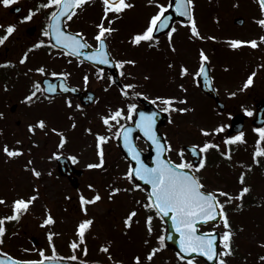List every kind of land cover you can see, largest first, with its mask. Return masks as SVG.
Listing matches in <instances>:
<instances>
[{
  "label": "rangeland",
  "instance_id": "374dc122",
  "mask_svg": "<svg viewBox=\"0 0 264 264\" xmlns=\"http://www.w3.org/2000/svg\"><path fill=\"white\" fill-rule=\"evenodd\" d=\"M30 1L34 3L33 0ZM30 1L25 0V3L32 5ZM130 1L128 0V2ZM132 1L134 5H136V1L139 7L134 11H129L133 8L127 10L129 11L126 18L128 21H125V25H122L123 27L121 26V21L117 20V23H115L116 31L130 32L132 30H140L148 20L147 14L156 10L155 4H149L148 0ZM159 2L165 3L166 0H159ZM195 2L198 14L201 9L205 13H200L198 16L199 29L201 35L208 37L204 39V49L214 48L212 55H215V59L212 57L211 60V54L208 53V57H210L209 64L213 75H222L221 78L218 77L217 86L219 87L221 98L225 101L226 110L221 113L211 100L193 98L191 92L184 91V89L190 88L188 86L189 82H187L190 76L188 78L185 77L180 82L178 80L173 82L171 90L162 93V96H186L188 103L178 104L177 107H188L194 110L186 113L172 111V118L162 126L161 131L166 134L174 148L177 145L181 146L183 143L202 144L205 140H211L215 144H219V149L213 147L208 150L206 167L202 170L205 178L204 183L209 190L215 187H222L235 195L240 189L236 182L238 171L246 165H253L250 169V179L246 176V181L251 185V191L245 194L243 198L246 201L243 202L236 199L231 204L226 205L232 228L235 232L234 254L227 256L226 259L228 264H264V260L259 258L264 256V247L261 246V241H264V155H260V159L258 156L252 155L256 152L257 147L264 149V141H260L258 145L259 133L252 130L249 121L246 122L243 132L244 142L228 145L225 143L224 134L231 113L244 111L245 109H249L253 113L252 103L254 99L264 97V41L261 42V48L252 52L249 50L251 47H244L243 45L233 48L230 37L233 35H239L240 38H244L246 35H264V29L262 30V26L259 25L256 19L251 17L259 16L256 13V5L252 0H195ZM35 3L38 4V2ZM2 10L3 8L0 6V11ZM236 15L244 17L242 25L232 22L233 17ZM174 26L177 31L173 35H183V44L190 52L195 51L197 45L189 41L185 27L179 22L175 23ZM213 36L216 37L215 40L210 38ZM183 48L184 46H181V49ZM149 55L152 56L147 61L148 72L151 73L150 76L157 70H166L165 73L163 71L154 77L156 81H161V84L155 83L161 87L167 83L165 75L171 76L175 73L172 67H169V65H172L169 53L162 49H153ZM123 57L134 59L129 53ZM181 58L185 61V56ZM15 59H17V56ZM49 60L50 57L46 54L31 55L29 52L27 62L29 66H49L47 64ZM190 60L192 71L194 70L195 56L191 55ZM142 71L145 72L138 63L128 66L126 81L136 84L141 91L147 92L152 96L154 93L148 88L145 79L146 75L141 74ZM252 72H256L253 77L254 82L245 89L243 88V77L247 73L251 74ZM128 73H131V75H128ZM176 73H179L178 68ZM33 75L34 77L37 76L36 80H40L41 75H38V73ZM14 77V86L9 83V87L7 86L6 88L7 92L12 87L11 94L2 99V103L6 105V110L3 106L2 111L5 113L9 124L17 127L22 132L24 129L26 130V123L30 120V117L22 115L24 112L20 110L22 121L16 125L15 114L19 109L16 108L11 112L8 108L12 102H19L21 98L17 97L16 94L20 95L21 91H26L29 88V84L28 78L22 70L17 71ZM30 81L34 82V79L31 78ZM181 84H183L184 89L180 88ZM109 89L112 91L110 100L117 102L114 98L116 96L114 90L112 88ZM230 92H235L236 95L230 96ZM61 97L50 100L41 98L39 102L34 99L31 104L27 102L30 105V111L36 115V121L43 118L47 122L46 131L41 130L37 135L33 134L31 137L35 143L43 144L41 149L36 150V148L31 146L27 149L25 145V134L27 132L19 134L17 129H12L4 121V118L0 117V130H2L0 131V196L5 197V203H0V209L2 207H4V210L10 208L12 201L20 195L30 196L33 194L34 189L37 188L39 191V197L19 221H6L8 226L3 237L4 243L0 244V249L3 248L11 253L28 257L38 255L40 249H44L46 254H51V245L47 234L49 233L48 230H53L52 232L56 235L53 238V242L56 245L57 253L71 257L74 250L71 248L69 240L75 234L76 223L82 218L94 217V224L91 228L93 236L91 237L95 236L100 243L110 241V249L115 258H119V260L123 261V264H136L134 260L136 255H139L142 261L147 260L142 255L149 247L157 246L158 242L155 237L160 235L162 231L160 226L162 227V225L160 224L159 226L160 222L158 225L154 224V231L149 236L145 226V216L151 213L140 208V213L133 218L132 226L125 230L124 217L131 208L139 207L135 201H141L138 190L134 192L121 191L113 195L111 199L109 196L111 195L112 186L120 188L130 186L128 180V183L125 184L126 179L123 177V172H121L127 163L121 156L114 138H110L104 143L103 147L106 162L109 165L111 161L114 169L108 167L105 171H108L109 175L114 176L115 179L103 181L104 171L88 168V164L96 163L99 160L97 147H95L96 135L91 132L92 135L88 136V133L85 132L87 125L84 124L83 127H79L77 124L73 108L69 107L65 101L66 99L73 101V99L70 96ZM107 97H109L107 88L101 86L96 105L93 104L94 106L86 108L90 122L93 121L94 129L97 128L96 133L104 132V127L99 122V115L107 112L106 109L110 104ZM73 123H75V127H72ZM220 124L225 125L221 133H212L209 136H204L200 132L201 128L214 129ZM53 128L59 129L67 137L66 143L62 148L59 147L60 140L58 137L60 135L57 132H53ZM109 136L111 137V132ZM18 140L23 142L22 145L16 144ZM5 143L11 147L22 146L24 148L25 146L23 155L15 158L7 157L2 150ZM229 150L231 151V160L222 155V152ZM56 152H64L71 156H76V164L85 169L83 177L79 179L78 187H72L64 177L56 172L53 158ZM171 153L175 158H178L176 151H171ZM29 160L32 161L31 165L41 172L40 177L34 176L30 170L23 168L24 164H27ZM256 160L260 161L262 167L252 164L256 163ZM255 166L259 168V171L256 170ZM247 170L248 168L246 167V172ZM89 184L94 185V187L89 188ZM96 192H99L102 198L95 203L86 205L88 211L85 215L81 209L80 195L83 194L91 198ZM241 203L242 207L237 208L236 205ZM49 212L54 217L55 222L52 223L53 225H42L43 219ZM206 228H216L221 234L224 231L222 222L201 227V229ZM31 235L37 237L38 245H34L30 241ZM69 237L71 239H68ZM146 239L149 241L147 245L144 243ZM223 250V245L220 243L219 251L222 252ZM166 252L163 248L160 249L151 261L147 260V264H185V261L179 260L176 255ZM93 259H96V257L92 259L88 257L83 260L93 262L95 261ZM97 260L99 259L97 258ZM103 261H107V259L103 257ZM193 264H200V261L194 260Z\"/></svg>",
  "mask_w": 264,
  "mask_h": 264
},
{
  "label": "snow or ice",
  "instance_id": "6c2138e0",
  "mask_svg": "<svg viewBox=\"0 0 264 264\" xmlns=\"http://www.w3.org/2000/svg\"><path fill=\"white\" fill-rule=\"evenodd\" d=\"M14 0H0V4L4 6H9L13 4ZM87 0H41L36 8H30L27 15L21 17V22L31 21L34 15L41 11V9H48L47 12V23L42 30V36L48 38L40 39L37 42L31 44L30 48L24 52L20 58V63H25L28 60L29 52L37 49L46 43L51 45L53 48L61 49V54H67L76 57H86L88 61L99 62L105 65L114 64L117 69L120 70V75H125L123 71L124 66L127 64L135 65L137 63L134 59L128 60H115L111 58V52L109 51V46L107 43V38L114 31L115 28L112 27V22L123 15L124 11L128 8L133 7L131 3L127 0H102L104 9L103 16L101 17L100 23L96 25L98 31L95 34V40L97 46L94 51H86L92 45L89 44L88 40L85 38V34L81 32H73L67 30L64 26L65 18L67 20H72L76 15L78 9H82L86 4ZM156 3V11L149 17L146 25L141 31L135 32L130 37V42L133 45L139 46L142 42H147L151 47L153 43L159 41V37L156 35L158 31L167 29V36L169 45L175 51V46L172 43L173 34L177 31V28L171 24L173 17L169 14V9H174L176 13L180 16L187 18L181 21L182 24L190 25V32L193 38L207 39L201 35L198 28L197 21L194 14L195 0H168L167 3H161L159 0H148L149 4ZM262 12H264V0H259ZM20 11V9H17ZM112 14L111 16L109 14ZM105 20L108 21L107 26L105 25ZM259 25L264 27V18L258 19ZM5 28L4 34L0 35V45H3L9 37L16 31L17 24L9 23L6 26H0ZM215 40L216 37H210ZM260 41H264V35L258 38ZM54 41V43H53ZM251 45L252 47H257V39L251 40H241L233 39L231 40V46L237 48L241 45ZM209 60L208 55L205 53L204 49H200V66L199 70L195 73H191L195 77L204 76L207 80L208 73L206 71L205 62ZM82 62V61H81ZM12 61H8L7 64H12ZM172 67V65H169ZM42 75L50 74L53 77H62L60 88L65 91L68 90L66 84V78L69 75L67 72L57 73L52 71L47 73L44 65L31 69ZM103 69H100L101 76L103 74ZM190 74L189 68L187 66L181 65L180 75L185 76ZM131 75V73H128ZM256 72H252L248 75L247 79L243 84V88H248L249 85L253 84V77ZM98 76L97 78H101ZM148 77H145L147 79ZM85 83L88 81L87 74L84 76ZM47 87L42 86L41 81H34L31 85L32 90L28 95L24 97V100L29 104L33 103L34 99L38 100L41 95L45 93H54L57 91V85L51 81H44ZM112 83H116L112 80ZM137 87L136 84L128 83L124 84L120 88V92L124 97L130 95H144L143 93H137L133 90ZM7 88V85H5ZM181 89H184L183 84L180 85ZM184 91H187L184 89ZM230 96H235V92H230ZM49 100L51 97H47ZM160 101L163 104L162 111L170 113L171 111H178L181 113H186L194 109L188 107H177L178 104H187V97L180 96H157L153 99V103ZM69 107L72 106L71 99L66 101ZM80 107V105H77ZM248 115H252V112L245 109ZM108 113L101 116V120L104 125L108 127L109 132H111V137L109 135H104L101 133H95L97 139V155L99 161L97 163H90L87 165L88 168H101L105 165V150L104 143H106L110 138H122L124 148L127 149L128 156L134 161V164H130L128 170L123 173V177L130 182V186L127 188L111 187V199L114 194L120 193L121 191L134 192L135 190H144L147 186L146 201H135L136 205L140 208L147 209L148 212L152 214H146L145 216V226L149 236L152 235L154 231L153 219L159 217L161 219L165 217H171V222L175 231L180 234V248L181 251L177 252L176 255L179 260L183 261L186 259L183 253H200L208 260L212 261L220 257L219 264H228L226 259L227 256L234 254V236L235 232L232 228V222L228 215V210L226 205L231 204L233 200L243 201L245 194L251 191V185L246 183V175L241 173L239 176V183L241 187L235 195L229 191H226L222 187H215L209 190L204 183V176L202 170L206 167V154L210 148L219 149V144H215L211 140H205L202 144H193L190 147L188 145L180 146L177 145L175 148L173 144L167 140H161L160 134H158L156 129V112L145 113L139 112V119L135 121L136 127L140 128L145 137L155 145L156 155L153 164L146 163L141 158V152L138 146L130 139V133L132 128L126 127L124 123L121 122L123 118L127 120L134 119V114L137 113V105L134 103H129L127 108L116 107L115 109L109 107ZM4 113L0 112V117H3ZM171 119V117H170ZM73 123L72 127H75ZM37 127L40 130L47 128V122L45 119L41 118L36 121L35 124H29L28 130L35 134ZM225 128V125L220 124L214 129L201 128L200 132L204 136H209L212 133H221ZM115 129L113 132L112 130ZM2 131V130H0ZM53 132H57L60 135L59 147H63L66 143L67 137L59 129L53 128ZM91 132V129H87ZM255 131L259 133V140L264 141V127L256 128ZM236 142H244V133L241 131L237 135H229L225 139V143L231 145ZM22 141H16L17 145H22ZM35 143V141H33ZM3 153L9 158H15L23 155L24 148L11 147L9 144L5 143L3 145ZM170 151H176L178 160H173L167 158L165 153ZM190 151L191 154L196 158L194 161L187 160L185 158V152ZM56 155V154H54ZM222 155L228 160H231V151H224ZM264 155V149L257 147L254 156ZM51 158V157H50ZM72 160H77L76 156H72ZM256 163L260 161L256 160ZM32 161L29 160L27 164L24 165L25 169L30 170L34 176L40 177L41 172L35 167L29 168ZM247 168L251 169V165H246ZM138 181H143L141 184ZM89 188H93L94 185L89 184ZM39 197L38 188L34 189V192L30 196L20 195L12 201V211L10 215L0 216V244L4 243V235L6 233L5 222L6 221H19L21 217L27 213L30 206ZM101 194L96 192L91 198L80 195L81 209L87 214L86 205L95 203L101 200ZM223 198V199H222ZM0 203H5L3 197H0ZM237 208L242 207V203L236 205ZM138 208L133 207L129 210L127 215L124 217V227L125 230L132 226L134 222L133 218L137 216ZM221 221L223 224V234L220 235L216 228H210L207 231H200L201 225H207L209 223ZM54 217L49 212L42 221V225H49L54 223ZM94 224L93 218H82L76 226V234L79 241L83 242L85 240L86 233L90 232ZM48 241L51 245V255H46L44 249L39 250V255L43 258L41 260H23L17 259L16 257L10 256L7 252H3V257L7 259L0 258V264H59L60 257L57 253L56 245L53 242V236L55 233L49 232ZM219 236V241L223 245V251H218L217 240ZM158 242L157 246L151 247L147 252L146 259L151 261L156 253L162 249L165 241L164 235H157L155 237ZM110 241L105 242L101 245V251L108 254L109 261H112V255L110 252ZM144 243L147 245L149 241L146 239ZM261 246L264 247V241H261ZM80 245L77 240L71 241V248L76 250ZM84 254L87 255V247L83 249ZM71 264L72 261H76L78 257L73 254L71 257L66 258ZM264 260V256L260 257ZM136 264H143V261L139 255L134 257ZM84 264H89L88 261H84ZM91 264H100L99 261H93ZM113 264H123L121 260H115ZM188 264H193L191 259L188 260Z\"/></svg>",
  "mask_w": 264,
  "mask_h": 264
},
{
  "label": "flooded vegetation",
  "instance_id": "af4514ba",
  "mask_svg": "<svg viewBox=\"0 0 264 264\" xmlns=\"http://www.w3.org/2000/svg\"><path fill=\"white\" fill-rule=\"evenodd\" d=\"M20 5V11L16 13H8L10 10L9 7H3V10L0 11V26H6L9 23H15L17 24L16 31L9 37V39L3 44L0 45V69H2L4 72H2L3 78L8 79L12 75L11 69L19 68L21 64L19 63L21 56L24 54L25 51H27L28 46H31V43H35L40 39H44L45 37L42 36V31H38V27L40 24L47 23V15L46 11L42 12L43 18L38 19L37 13L34 15L33 19L31 21L21 22V17L24 15H27V12L30 8H33L31 5H28L25 3V0H21L19 3ZM103 3L102 0H87L86 4L83 6L82 9H78L76 15L73 17L72 20H67L65 18L64 25L67 29L74 31V32H83L85 34V38L88 40L89 44L92 45V47L97 46V42L95 40V34L98 31L96 25L100 23L101 17L103 16ZM112 15L111 13L109 14ZM38 19V21H37ZM34 22V23H33ZM108 21L105 20V25L107 26ZM29 27H32V32L29 33L28 29ZM0 29H5L4 27H0ZM5 32V31H4ZM4 32H0V35L4 34ZM132 35H128L124 32L115 31L107 38V43L109 46V51L111 52V56L115 60H128L127 58H124L125 54L129 53L128 50H131L132 43L130 42V37ZM188 38L189 41L194 42L197 47L195 51L190 52L186 46L184 45V48L182 49L183 52L179 50L178 56H185L184 66H187L189 68L190 74L186 75V78H188L189 84L188 86L190 88H187V91L191 92V95H193V98L197 99H206L207 96L200 90L196 77L193 76L191 73H195L197 69H199L200 66V49H204L203 46H205V42L200 38H193L191 35ZM261 35H246L247 39H257V41H260L258 38ZM159 41L157 43H153L150 47L147 42H142L137 48H134L137 53L136 56L138 58V61L140 62L139 65L141 66V69L145 68L147 66V60H149L152 56H150V52L154 50H165L169 53V59L172 62V70L176 69V67H179L181 64H175L174 63V57L176 55V52L173 51L172 47L169 45L168 36L167 35H158ZM178 38L181 40V36L179 35ZM47 41V38H45ZM172 43L175 46V35H173ZM261 48V47H259ZM39 54H46L50 57L49 60V66H45L47 73H50L52 71H55L57 73L60 72H67L69 75L66 78V82L72 86H75L81 90H93L96 93V96L99 93L100 87H106L109 92V97H107V100L111 102V104L108 105L109 107L115 109L116 107H123L127 108V105L130 103V101L133 100V103L138 105L139 103L135 99L137 98V95H130L128 97H124L121 92L120 88L124 84H128L130 82H127V68L128 66H132L131 64H127L124 66L123 71L125 72V75H120V70L118 69L119 73V79L121 82V86H116L114 83H112V75L109 69L107 68H100L97 67L95 64L90 63L88 61H85L83 59H80L75 56H70L67 54H61V49L59 48H53L49 44H45L39 48ZM206 52V50L204 49ZM130 55H134L133 52L129 53ZM195 56V63H194V70L191 71V60L190 56ZM17 56V59L15 57ZM8 61H12V64H7ZM28 61V60H27ZM26 61V62H27ZM82 61V62H81ZM100 69H103V74L101 76ZM164 71V70H163ZM166 70L163 72L165 73ZM32 71H26V75L32 74ZM87 74L88 81L85 83L84 76ZM157 74H161L159 70L155 71L152 76L151 74L147 75L148 77L146 79L147 86L150 89L151 92L154 93V95H149L147 92L141 91L139 87L137 86L135 89L130 90L137 93H143L144 97L150 99L153 101V99L157 96H162V93L168 92V90H171L173 82H176L177 80L180 82L183 78L180 74L178 76H167L165 75V81L167 83L163 86H157L155 83L161 84V81H156L154 77ZM43 76H51L50 74H44ZM42 76V77H43ZM98 76H101V78H97ZM32 77V76H31ZM64 79V78H63ZM146 84V83H143ZM32 85V84H31ZM250 87V86H249ZM112 88L114 90L116 96L114 97L117 102H114L113 100H110V93L112 94V91L109 89ZM218 89V88H217ZM32 90H28L26 95L29 94V92ZM196 90V92H194ZM219 94L221 95L220 91L218 90ZM25 95V96H26ZM71 96V95H69ZM47 97H51L47 94L41 95L37 102L43 99H48ZM73 99L78 100V96H71ZM135 98V99H134ZM255 100V99H254ZM153 103V102H152ZM155 106H157L160 109H163V104L160 101H157L156 103H153ZM2 106H0L1 109ZM23 114L30 117V120L28 121V124H35L36 119H32L31 116H33V113L30 111L29 106L23 105ZM18 113H21L18 112ZM171 114V112H170ZM18 115V114H17ZM36 117V115H35ZM20 116L17 118L16 123L19 124L20 122ZM28 130V127H27ZM29 131V130H28ZM37 131V130H36ZM40 132V131H39ZM29 133H31L29 131ZM37 134V132H35ZM164 136L168 142L169 139L167 138L166 134L164 133ZM137 142L140 145V147L145 148L147 144L140 138H137ZM29 146L41 149L43 144H29ZM170 153V152H169ZM89 253L95 252L94 245L89 246L88 249ZM102 252V251H101ZM111 252V249H110ZM106 258L109 259L108 254L102 252ZM112 261L109 260L106 261L110 264H113L115 261V256L112 254ZM114 258V259H113Z\"/></svg>",
  "mask_w": 264,
  "mask_h": 264
},
{
  "label": "water",
  "instance_id": "95a60500",
  "mask_svg": "<svg viewBox=\"0 0 264 264\" xmlns=\"http://www.w3.org/2000/svg\"><path fill=\"white\" fill-rule=\"evenodd\" d=\"M174 12H175L174 9H169V14L172 17L174 16ZM241 20L242 19L240 17L235 19L236 22H241ZM158 32H160V31H158ZM51 82L52 83L54 82V84L58 86V84L56 83V80H51ZM202 86H203L202 88L208 94L214 96L218 106L220 108H223V104L218 100L217 95L215 94L213 89H211L209 84H207V85L202 84ZM44 87L46 88L47 84H45ZM57 90H59L58 87H57ZM164 116H165L164 114H163V116H160V118H159L160 121L159 122L156 121V127L158 126V124L160 122L163 121V118H165ZM138 119H139V116L134 120V123L132 125L128 126V127L132 128L131 134H133V135L135 134L136 131H140L141 133H143L140 128L136 127L135 121L138 120ZM242 119H243L242 115H240V114L234 115L232 117V119H231V125H230V128L228 129V132L240 130L242 128ZM263 122H264V100H261L258 103H256V117L253 120V123L256 126H260L261 124H263ZM119 142H120L121 147L123 148V152H125V154L128 156V152H127V149L124 148L122 138H119ZM188 146L190 147L191 145H188ZM153 152H154V147L152 146L150 148V154H152ZM189 153L191 154L190 151H189ZM128 158L131 159V157H129V156H128ZM141 158H144V154H142V153H141ZM195 159L196 158L193 156V161ZM154 160H155V157L153 158V161H152V163H150V165L154 163ZM57 163H58L59 171L61 173H63V174L68 175L69 177L71 176L72 172L75 170V169H73L72 165L70 164V162L68 161V159L64 155H60V156L57 157ZM134 163L135 162L132 161V164H134ZM79 173H80V171H79ZM163 219H164L165 224H166V228H165V232H164L165 244L167 246L171 247V248H174L178 252H180L181 251V248H180V234L175 231V228L172 225L170 216L169 217H165ZM218 241H219V236H218V240H217V247H218ZM183 254L185 255L186 258H190V257L202 258L207 264H218L217 263V259L210 261V260H208L206 257H204L200 253H190V254L189 253H183ZM0 258L7 259V257H3V254H1V253H0ZM49 264H51V262H49ZM59 264H69V261L66 260V259H60L59 260ZM71 264H78V263L72 261Z\"/></svg>",
  "mask_w": 264,
  "mask_h": 264
}]
</instances>
